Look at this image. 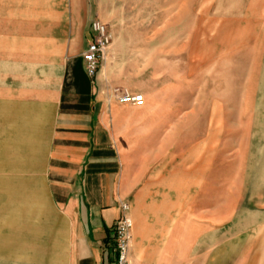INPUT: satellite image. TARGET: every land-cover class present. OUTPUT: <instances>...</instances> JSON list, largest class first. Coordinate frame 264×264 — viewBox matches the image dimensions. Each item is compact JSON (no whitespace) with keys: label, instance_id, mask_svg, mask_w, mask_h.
<instances>
[{"label":"crops","instance_id":"crops-1","mask_svg":"<svg viewBox=\"0 0 264 264\" xmlns=\"http://www.w3.org/2000/svg\"><path fill=\"white\" fill-rule=\"evenodd\" d=\"M200 18L204 33L232 35L237 59L250 55L249 121L233 127L243 132L233 138L248 146V169L231 172L240 181L226 199L224 170L209 171L207 127L198 203L191 168L165 154L177 147L176 107L143 95L140 106L115 100L92 107L102 96L94 97L82 59L92 21L85 0H0V196L8 180L0 264H113L120 203L132 222L130 264H193L194 252L201 264L264 258V168L252 154L253 116L262 114L252 100L264 99V0L207 7ZM220 119L218 141L225 139ZM257 154L263 163L264 147Z\"/></svg>","mask_w":264,"mask_h":264},{"label":"rangeland","instance_id":"rangeland-1","mask_svg":"<svg viewBox=\"0 0 264 264\" xmlns=\"http://www.w3.org/2000/svg\"><path fill=\"white\" fill-rule=\"evenodd\" d=\"M232 1L85 0L89 20L105 23L112 33L105 60L100 63L96 76L90 78L95 87L94 97L102 96V99H93L92 107L98 110L103 102L109 105L116 100V90L123 89L140 93L144 99L155 98L164 107H176L172 122L177 124L174 131L177 147L167 148L165 154L173 156L178 166L191 168L193 197L198 203L201 135L207 127L209 171L224 170L226 199L232 200L233 187L240 181L231 178V172L240 165L242 170L248 169V146H244L243 138H233L235 134H243L233 127L249 121L245 115L248 100L243 95L248 86L245 79L250 52L241 50L240 57H245L246 62L237 59L232 35L204 33L206 29L202 28L200 18L202 9L209 7L216 11ZM252 101L254 108L262 110L252 121L258 124L253 131V160L258 161L261 169L264 162H259L255 151L264 147V99ZM220 118L225 123V139L218 141L217 134L221 132L216 128L222 121ZM216 181L210 179L213 182L210 188L216 187ZM6 183L8 180H1V202ZM209 197L216 198L211 189ZM227 203L231 208L232 204ZM49 204L51 216V199ZM193 264H201L199 253L194 252ZM254 264H264V258L258 255Z\"/></svg>","mask_w":264,"mask_h":264},{"label":"built area","instance_id":"built-area-1","mask_svg":"<svg viewBox=\"0 0 264 264\" xmlns=\"http://www.w3.org/2000/svg\"><path fill=\"white\" fill-rule=\"evenodd\" d=\"M91 39L86 49L82 52L86 74L93 78L98 72L100 63L105 60L108 46L112 42V33L109 27L99 21L90 22ZM116 100L120 104L140 106L143 104V96L132 93L127 89L116 90ZM120 215L111 228V240L114 244L115 259L113 264H130L128 257L129 240L131 237L132 222L128 214L127 203H120Z\"/></svg>","mask_w":264,"mask_h":264}]
</instances>
